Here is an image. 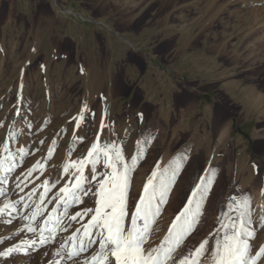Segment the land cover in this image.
Returning a JSON list of instances; mask_svg holds the SVG:
<instances>
[{"label":"rangeland","instance_id":"1","mask_svg":"<svg viewBox=\"0 0 264 264\" xmlns=\"http://www.w3.org/2000/svg\"><path fill=\"white\" fill-rule=\"evenodd\" d=\"M148 92L171 102L166 117ZM84 106L85 122L74 131ZM102 119L101 143L123 142L126 158L142 142L130 173V210L158 164H180L145 249L159 246L201 177L211 184L200 215L169 264L195 258L205 239L197 264H211L217 229L238 220L244 199L252 254L264 245V0H0V155L9 131L11 151L34 153L8 176L0 207L23 195L15 177L47 154L53 138L55 152L36 183L55 180L69 151L73 160L86 155ZM83 207L94 208V199L69 214ZM7 220L0 214V252L32 235L18 230L19 217ZM76 227L43 247L0 256V264H71L57 253Z\"/></svg>","mask_w":264,"mask_h":264},{"label":"snow or ice","instance_id":"2","mask_svg":"<svg viewBox=\"0 0 264 264\" xmlns=\"http://www.w3.org/2000/svg\"><path fill=\"white\" fill-rule=\"evenodd\" d=\"M85 113L86 106L73 117L74 131H78L85 122ZM92 115L95 116L94 113ZM105 127L102 119L100 131L96 133V140L90 145L86 155L73 160L71 151L68 152V159L55 180L45 178L36 183L55 152V138L44 157L15 177L13 188L23 195L4 203L0 207V214L8 216L9 224L13 218L19 217L24 226L18 230L32 235L21 240L20 244L0 252V256L7 257L14 252L43 247L54 240L57 233L72 228L75 222L79 227L60 245L57 253L71 264H169L177 246L193 229L211 180L201 177L188 195L187 202L172 220L159 246L145 249L151 225L160 214L161 205L167 202L180 164L175 159L163 168L158 164L144 183L134 209L130 210V173L135 170L142 157V142L137 141L135 154L130 159L126 158L123 142L101 143ZM28 128H31V124ZM12 139H15V134L9 131L8 139L3 142L2 147V152L6 155H0V196L7 195L8 176L16 171L26 156L34 154L26 147L11 151L8 140ZM83 140V137H75L76 142L82 143ZM39 144H44V140H40ZM86 169L90 170V174H86ZM61 182L63 186L50 195ZM30 184L35 186L25 192ZM85 198L94 199L95 207H83L74 214H69V209L84 204ZM48 205H52L50 210ZM86 217L90 219L85 223ZM249 223L248 200L244 199L239 205L238 220H232L229 224L222 223L217 229L211 251V264H257L264 257V245L254 255L251 252L249 239L254 236V232L247 227ZM207 244L208 239H205L190 254L195 258L184 257L179 264H197ZM55 264H62V261L58 260Z\"/></svg>","mask_w":264,"mask_h":264},{"label":"crops","instance_id":"3","mask_svg":"<svg viewBox=\"0 0 264 264\" xmlns=\"http://www.w3.org/2000/svg\"><path fill=\"white\" fill-rule=\"evenodd\" d=\"M116 80H117V78H116ZM118 88H120V87H118V85L115 84V80L113 82L111 81V84H110V90L112 91L111 94H113V93H114L113 95L117 94ZM150 93H152V95H153V96L151 95L152 98L150 97V99L149 98L146 99L145 96L144 97L142 96L144 94H142L140 96V98L149 100V103H151L154 107H156L155 110L158 113V115L161 116V117H166V114H167L166 109L169 110V105H170L171 102L167 101L164 97L163 98H160V97L158 98V96L155 94V92H148V94H150ZM186 105L187 106L183 107V109L185 108V110H190L189 109L190 105H188V102L186 103ZM203 109H204V111L207 110L206 107L202 108V110ZM180 127H182V125Z\"/></svg>","mask_w":264,"mask_h":264},{"label":"bare ground","instance_id":"4","mask_svg":"<svg viewBox=\"0 0 264 264\" xmlns=\"http://www.w3.org/2000/svg\"><path fill=\"white\" fill-rule=\"evenodd\" d=\"M219 121V120H218ZM219 123V122H218ZM218 125V124H217Z\"/></svg>","mask_w":264,"mask_h":264}]
</instances>
